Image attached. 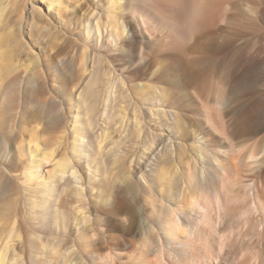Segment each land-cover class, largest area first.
Wrapping results in <instances>:
<instances>
[{"label":"rangeland","instance_id":"1","mask_svg":"<svg viewBox=\"0 0 264 264\" xmlns=\"http://www.w3.org/2000/svg\"><path fill=\"white\" fill-rule=\"evenodd\" d=\"M71 1L83 4V10H67L56 13L49 6L48 0H19V10H12L8 13V32L11 36L0 41V51H2L1 44L7 43L9 45L7 49L11 50L12 63H20L29 70L19 74L12 69L3 75L5 80L0 84V91L8 87L14 80L17 79V81L12 85L15 93L9 99H4L5 102L0 92V115L9 114V123L13 121L15 116L23 121L30 134L26 130V135L23 136V138L26 136L25 140L20 144L23 148L27 147V151L30 153L33 150L32 155L37 154L36 158H39L40 148L46 145L48 150L50 148L54 150V161L58 158H67L79 175V181L73 183L72 187L70 186L72 197L69 206L60 209L56 206L55 211L49 217L50 221L43 227L39 225L38 220L43 216V211H47L52 196L47 195L48 198L45 196L47 198H44L45 200H39L40 198L35 200L32 196L30 198L27 190L33 184L32 181L28 182L26 178L25 181H21V179H17L18 182L13 181V185L18 186L21 193L27 190L25 191L26 197L23 192L24 198L27 199L28 197V201L26 200V205L23 207L24 214L29 218L28 221H35V224L38 223L39 226L36 225L37 228L36 226L33 228L30 225L31 228L28 226L29 229L19 224L16 211L20 209L17 197L21 199V194L12 195L5 199L4 203L0 205V251L4 249L7 264H76L75 259H72L76 254L77 256L82 255V264H102L104 249L106 252L104 243L101 245L93 242V244H97V247L92 245L89 248L94 250L96 247V258L99 257L94 260L89 255L88 247L82 246L81 249V246L75 242L76 247H79L77 250L75 249L76 251L67 253L62 258L59 257V252L61 247L75 241L73 238L79 232H88V226L92 222L93 215H95V206L98 205L100 196L105 197L103 188L107 185L120 191V202L123 206H118L119 210L122 208L121 212L119 211L122 218L114 220V230L110 234L106 233L105 244L111 249L119 246V248H125L126 254L131 256L130 260L141 256V258H146L147 262L151 260L154 262L157 258L156 255L153 256L150 253L146 257L143 256L141 250L143 248L140 245L144 242L143 229H145L147 221L150 220L151 222L156 219L154 215L150 214L149 202L147 203L148 196L153 192L154 195H159V201L163 202L164 198L159 194L161 186L163 188L178 176L186 161L194 157L195 143L192 139V133H203L208 130L211 137H215L212 133L217 136V139L225 137L224 119L229 118L231 113L237 121L239 120V127H236V139L240 137L238 140H242L246 128L244 123L249 126V129L248 127L245 129L248 131H245L246 136L243 139H248L244 141V144L242 143L243 145L236 147H231L230 142L225 138L222 139L221 143L219 141V144L213 145V150L218 153L221 162L226 166V170L228 169L225 171V173L227 172L226 176L224 175L222 180L207 177V180L203 181L204 188L201 193L200 191H197L198 194L187 191L189 194L191 192V196L194 195L196 199L198 197L201 206H205H203L204 211L199 216L200 219L208 216L207 218L204 217L205 220L203 218L204 222L208 219V223H202L203 220H200L198 216L195 224L199 225H197L199 229L196 225L194 226L195 234H190L188 231L187 235L190 236H187L185 234L187 232L184 233L187 236L185 238L188 242L187 249L191 247L190 253L184 252L187 256L181 257L180 261L182 262L177 263L169 252H165L167 256L164 254L161 258L169 264H264V230L260 232L259 227H257L256 231L249 229V231L253 230L250 231L251 234L247 231L250 224V221L247 223L249 218L247 215H251H249L247 205L249 204L251 210L249 199L253 200V196L249 195H253L252 193L257 187H259L257 188L259 191L264 187V172L259 178V175L256 177L257 174H260L256 165L264 158L260 156L264 147V105L260 99H254L257 92L255 84L246 83L248 79L245 78V74L250 71L251 62L246 64V69L238 70L239 63L237 61V58L241 60V49L250 47L252 56L262 58L264 71V22H257L253 14L251 16L244 5L237 4V2L244 1L250 6H255L257 0L224 1L225 5L231 2V7H226L225 12L220 9L222 18L216 21L211 29L210 26L205 29V35L199 39L202 41L198 40L197 46L202 43L201 46L198 49L194 46L195 50H191L189 56L179 57L174 48L168 51L169 47L163 44L160 36L149 41L148 47L144 50V55L140 54V50L144 46L142 43H138L136 46L137 60H142L146 55L156 57L146 73L136 79L131 76L133 64L129 59L114 58L116 52L122 47L119 44L120 37L116 36L117 39L107 32L111 26L100 29V32L97 31L96 27L94 30H88V26L91 24L90 20L97 13L99 14V23L108 25L109 20H111L109 13H105V9L91 10V0ZM8 2L12 9L15 1L8 0ZM31 5L34 7L31 8ZM223 17L227 21L225 19L223 21ZM106 18L108 19L106 20ZM44 25H46L47 31L42 29ZM219 26H223L221 27L222 30L219 29ZM126 32L127 29L125 28L124 34ZM203 39L207 41H203ZM19 41L26 46L25 51L18 52L21 48ZM60 43L63 53L74 52L73 64L65 67L67 69L64 71L57 67L59 55L62 53L59 50ZM203 45H208L209 49ZM160 46H164L165 49ZM63 47L65 50L62 49ZM159 49L165 51V54L162 51L160 53ZM205 49L208 50L205 52ZM166 54L168 56L169 54H177L178 56L168 57ZM160 64L165 71L160 70ZM240 71L244 74H241ZM221 73L231 74L233 83L240 86V88L238 86L239 91H236L238 93L235 94V97L238 95V98L235 103L230 105L232 109L228 107L230 114L224 118L221 113L219 114L220 111L216 104L196 98L193 92L194 88H198V86H202L208 94L217 92L218 85H221L222 82L219 84L216 76H220ZM183 75L184 77L189 76L190 81L183 78ZM32 79L35 80L34 84ZM178 81L184 82V86L188 83L187 88L190 91L184 88L186 93L185 90L177 92L174 85ZM221 88L223 87H220V92ZM179 96H181L183 103L177 99L180 98ZM248 98L250 101L246 100ZM239 102L241 103L239 104ZM240 107L242 112L240 109L238 110ZM53 111L54 113L58 111V117L56 116L57 113L53 115ZM50 112L52 116L49 114ZM199 112L205 113L212 120H207V118L204 124L200 123L196 118ZM240 123L243 129L239 130ZM213 127H216V130ZM238 131L242 132L243 136H239ZM35 132L38 136V132L42 134L44 132L43 135L40 133L44 139L42 140L40 136L39 139L35 138L33 136L36 135ZM247 132L249 133L247 134ZM32 136L35 140H40L39 143L35 140L32 141ZM38 144L40 148L37 150ZM10 149L14 155L15 153L18 154L14 142L10 144ZM251 150L261 160L258 159L256 165L252 164L251 166L255 169L257 167V171L254 168L255 171L250 168L246 169L247 167L242 165L241 167L238 163V159L244 154H249ZM262 156L264 155L262 154ZM30 159L32 156L24 151L20 158L23 163L16 162L18 164L13 165L12 174L16 177L22 175L21 166L30 162ZM52 163L45 165L49 173H43L44 179L51 178L53 174ZM261 164L264 166L263 163ZM249 169L251 172L248 171ZM248 173L254 174L256 178ZM248 176L251 178H247ZM252 177L256 181L259 179L255 185L254 183L250 184V181H253ZM248 184L254 186L251 188ZM127 186L132 187L131 193L122 191ZM255 186L257 187L254 188ZM76 190L79 192L78 194H76ZM259 191L258 195H260ZM214 192L219 197L218 205L216 200L214 202V194H212ZM262 196L264 193L258 198L262 199ZM33 198L36 203L38 202L37 204L32 203ZM185 201L187 202V199L183 202L185 203ZM40 213H42L41 216ZM150 215L151 218L148 219ZM210 219H212V223ZM199 220L201 223H197ZM246 231L252 235V241L256 243L258 241V239H256L257 241L254 240L258 238L256 235L260 238L263 237L262 241H259L262 246L258 243V245L256 243L255 246L252 245L254 242L249 241L251 236L249 238ZM115 235L119 236H116L115 239ZM120 236L122 237L119 239ZM247 243L250 244L248 247ZM100 246L101 248H99ZM253 246L256 248L255 250ZM100 256L102 257L100 258ZM130 260L129 264L135 263L133 260V263L130 262ZM157 263L154 262V264Z\"/></svg>","mask_w":264,"mask_h":264},{"label":"bare ground","instance_id":"2","mask_svg":"<svg viewBox=\"0 0 264 264\" xmlns=\"http://www.w3.org/2000/svg\"><path fill=\"white\" fill-rule=\"evenodd\" d=\"M14 1H15L14 7L11 9V4L8 2V0H0V41L7 39L8 37L11 36L10 33L8 32V28H9L8 13L12 12V10H14V11L19 10V8H18L19 0H14ZM21 1H23V0H21ZM224 1H226V0H91V2H90L91 8L90 9L93 11L105 9V13L106 12L109 13V16H110L109 19H111V20H109L110 22H108V25H104L102 23H101L102 24L101 25L99 23V20H98L99 14L97 13L93 17L94 20L93 19L90 20L91 24H90V26H88V30L89 29L94 30L96 27L97 31L100 32V29L108 28L109 26H111V27H109L107 32H109V34L114 36V37H116V36L120 37L121 40L119 41V44L122 47V49H119L118 52H116V55H114V58L129 59L131 61V63L133 64V70H132L131 76H132V78L136 79V78H139L140 75L146 73L147 69L149 68V66H151L153 64V60L156 57V56H154V54H153L154 58L151 57L150 55H146V57L144 56L145 58H143L142 60H137V51H136L137 48H136V46L138 43H142V45L144 46V48L140 50L141 51L140 54L144 55V53H145L144 50L146 49V47H148L149 41H151L152 39H155L156 36H160L162 38L163 44L170 48V49L168 48V51H170L171 48H174V49H176V53L178 52L179 57L189 56V55H191V52H192L191 50H193L195 47H196V49H198V47L201 46L202 43L200 44V46H197L198 40L201 38L202 35L203 36L205 35V33H204L205 29L208 26H210V29H211V26L214 23H216V21H218L220 18H222L223 15H222V13H220V9L226 10V7H231L230 6L232 4L231 2L230 3L228 2V4H226L228 6H226ZM48 4H49V6L52 7V9L56 13H60L62 11H67V10H72V11L83 10V4H80L79 2H72L71 0H48ZM237 4L244 5L245 8L251 13V16L253 14V16L257 22H259V23L264 22V0H257L255 6H250L244 1L237 2ZM33 7L34 6L31 5V8H33ZM225 10H224V12H225ZM106 16H107V14H106ZM107 19L108 18H106V20ZM224 19L226 20L225 17H223V21H224ZM226 23H228V22H226ZM113 25H114V27H112ZM263 26H264V23H263ZM212 27H214V26H212ZM219 27H220L219 29L222 30L221 27H223V26H219ZM258 27L260 28L259 24H258ZM46 28H47L46 25H44V28H42V29L47 31ZM125 28L127 29L126 34H124ZM215 28H218V27H215ZM215 30H218V29H215ZM216 33H218V32H216ZM218 35H220V34H218ZM213 36L215 37L216 35H213ZM206 39H203V41H205ZM207 40L210 41L209 39H207ZM199 41H202V40H199ZM19 43H20L19 45L21 48L18 52L25 51L26 46L23 44V42L19 41ZM163 44H161V45H163ZM8 46L9 45L7 43L1 44L2 51H0V84L2 81L5 80L3 75L10 72L12 69H13V71H16L19 74L21 72H25V71L28 72L29 71L20 63L19 64L12 63V59H11L12 55H10L11 50L7 49ZM203 46L205 48L206 47L208 48V45H206V46L203 45ZM59 47H60L59 50H61V47H62L61 43L59 44ZM162 47H164V46H162ZM62 49L65 50L64 47ZM162 49H165V47ZM162 49H159L160 53H161ZM174 49H172V50H174ZM200 50H201V48H200ZM202 50L204 51V49H202ZM207 50L205 49V52ZM60 52H62V50ZM163 52L165 54V51H162V53ZM150 54H151V52H150ZM172 55H174V54H172ZM172 55L169 54V56L168 55L167 56L171 57ZM175 55H177V54H175ZM240 58H241V60H239L237 58V61L239 63V69L238 70L246 69V66H247L246 64L248 62L249 63L251 62L250 71L246 72V74H245L246 76L244 75L245 78L248 79L246 81V83L249 82V83H251V85L255 84L257 92H256V98H254V99H260L261 103L264 105V71H263V65H262V62H263L262 58H260L258 56L257 57L252 56L251 51H250V47L249 48L244 47L243 49H241ZM157 59H158V57H157ZM167 60H168V58H167ZM73 61H74V52L73 53L72 52H67V53L62 52L59 55V58L57 61V67H60L61 70L64 71V69H67L65 67L73 64ZM160 70L165 71V70H163L162 65L160 66ZM247 70H249V68H247ZM221 72H223V71H221ZM185 73H187V72L185 71ZM240 73H241V71H240ZM238 74H239V71H238ZM241 74H244V72ZM189 75H191V74H189ZM194 77H192V78H194ZM217 77H218L217 81H219V84H221V82H222V84H221L222 86L218 85L216 83L219 86V89L217 88V92L214 91L215 93L213 92L212 94H208L204 90V88H202V86L201 87L198 86V88L193 87L194 91L192 89L191 90L195 93L194 96L196 98H199L200 100H205L207 102H211L213 104H216L219 108V111H220L219 114L221 113V116H223V118H224V117L229 116V114H230L229 110H230V108L232 109V107L230 105L235 103L236 99L238 98V95H237V97H235L236 96L235 94L238 93V92L236 93V91L238 90L239 85L237 86L236 84L233 83V76L231 74H222L221 73L220 76L217 75L216 78ZM183 78H186L187 80H189L190 77L189 76L184 77V75H183ZM16 81H17V79L14 80L12 83H10L9 86L6 87L4 90L0 91L1 97L3 98V101H4V99L5 100L9 99L15 93V90L12 88L13 87L12 85H14L16 83ZM32 82L34 84L35 80L32 79ZM178 82H176V84L174 85V89L177 92L179 90H185L188 87V83L184 86V82H182V81H178ZM190 85H192V84H190ZM193 85H194V83H193ZM241 85H242V83H241ZM220 87H223V88H221L222 89L221 92H220ZM239 88H240V86H239ZM188 91H190V89H188ZM188 91H187V93H190ZM241 92H240V94H241ZM185 93H186V90H185ZM185 93H183V94H185ZM240 94H239V96H240ZM179 95H181V94H179ZM179 97L180 98H177V99L183 103L181 96H179ZM243 97H245V96H243ZM240 98H239V100H240ZM239 100H237V101H239ZM246 100L250 101L249 98ZM11 101H12V98H11ZM241 102H239V104ZM247 104H248V102H247ZM41 105L43 106L44 104L42 103ZM245 106H248V105H245ZM228 107H230V108H228ZM234 107H237V106H234ZM241 107L238 108V110L240 109V111H241ZM227 108H228V110H227ZM52 109H55V108H52ZM242 109H243V107H242ZM246 109H247V107H246ZM246 109H244V110H246ZM55 110H57V109H55ZM51 112H52V110H51ZM51 112L49 114L52 116ZM57 112L54 113V111H53V115L56 114ZM58 114L59 113H57V115H56L57 117H58ZM240 115H242V114H240ZM221 116H220V118L222 119ZM263 116H264V112H263ZM196 118L200 123L202 122V124L205 123V120L207 118H208L207 120H209V119L212 120V118H210L208 115H206L205 113H201V112H199L197 114ZM56 120H54V121H56ZM9 121H10L9 114H5V116H2V114L0 115V205L2 203H4L5 199L8 198L9 196H12V195L16 196L17 194H21V199L17 197L18 206L20 207V209H18L16 211L19 224L24 228L28 227V226L30 227V225L34 228V226L38 225V223H39V225H41L43 227L44 225H46V223L48 221H50L49 217H51V215L53 214V211H55L54 208H56V206L58 207V209H60V208L65 207L71 203V197H72L71 187L73 186L72 185L73 183L75 184L79 181L78 180L79 175L77 174L76 169H74L70 165L67 158H58L54 161V158H53V151L54 150L51 148L48 150L47 149L48 147L46 148V145H45V147L40 148L39 144H38V146H37L38 148L36 147L37 150L39 148L41 149L39 151V153L41 152L39 154L40 155L39 158H36L38 156L37 154L32 155L31 153L33 150L30 153V151H27V149H28L27 147L23 148L22 144H20L23 142V140H25L26 136L24 138H23V136L25 134V131L27 130L23 121L22 120L20 121L19 118H16V116L11 123H9ZM224 121H223L224 122L223 125H224V127L226 125V127L225 128L223 127V128L226 130V131L224 130L226 132V133L224 132L226 135L223 138H225V140H228L230 142L229 144H231L230 145L231 147L240 146L242 143L244 144V141H246L248 138L247 139H243V138L246 136L245 131H248L249 126L245 125V123H244V126H246V128L248 127V129L245 130L246 128L244 127L245 128L244 132H243L244 136H243L242 132L240 133L238 131L240 134H242V135H240L238 133L239 136H243L242 140H238V138L240 139V137H237V139H236V136H237L236 135V130H237L236 127H239V123H238L239 120L237 121L236 117L233 116V113H231L230 117L227 118L226 120L224 119ZM206 123H207V121H206ZM209 123H210V121H209ZM241 123H243V122H241ZM241 123H240L239 130L243 129V128H241V126H242ZM211 126H214V125H211ZM263 127H264V123H263ZM241 131H243V130H241ZM28 132L30 134V131H28ZM208 132L209 131L207 130L203 133H199V132L192 133V139L195 143V150H193L194 157H191L188 161H186V163L183 165V169H181V172L178 174V176H176L169 183H167L168 185L166 184V186H164L163 188L161 186V188H160L161 192L159 194L162 198H164V201L160 202L159 201V195L156 196L153 194V192L152 193L150 192L151 194L148 196L147 203L149 202L148 205L150 206L149 207L150 212H151L150 214L154 215V217H156V219H155V221H151V222H150V220L147 221L146 227H145V229H143L144 230L143 231V234H144L143 238L145 237L143 239L144 242L142 241L143 243L142 244L140 243V245L142 246L143 249H141L140 247L139 248L142 250V254H143V256L145 255V257L147 254H150V253H151V255L153 254V256L156 255L157 260L155 259L154 262H158L157 264H169V263L165 262L163 260V258H161L162 255L165 254V252L166 253L169 252L172 255V257L177 261V263H179L182 256H184V255L187 256L185 254L187 251L190 253L189 250H190L191 246L187 249L188 242H187V239H185V238H187V236H190V235H187L188 231L190 234L194 233V231H193V229H195L194 226L196 225V227H197V225H198V224H195L196 219L198 218L199 215L202 214V211H204V209H203L204 205L201 206L202 204L200 205V202L198 201V197L196 199V197H194V195L191 196L192 195L191 192L193 191V192H196V194H198V192L200 191V193H201V190L204 188V186H203L204 182L203 181H206L207 177H211V178L214 177L218 180H222L223 177L226 176L227 172L225 173V171H227L228 169L226 170V166L221 162V159H220L218 153H216V151L213 150V148H212L213 145L219 144L218 143L219 141L221 143L223 138L221 137V139L220 138L217 139V136L214 133H212V135H214L215 137H211L208 134ZM38 133H39V136L42 138V136L40 135L41 132H38ZM248 133L249 132H247V134ZM35 134H36V132H35ZM43 134H44V132H43ZM33 136H35V138L39 139V136L37 134L33 135ZM33 136H32V141L35 140L33 138ZM36 136H38V137H36ZM29 137H28V139H29ZM43 137H45V136H43ZM45 138H47V137H45ZM30 139H31V137H30ZM43 139L44 138H42V140ZM36 141H37V143H39L38 141H40V140H35V142ZM13 142L15 143V148L18 151V154L15 153V155L12 153V150L10 149V144ZM42 143H44V142H42ZM246 143H248V142H246ZM24 151L28 152V154L30 156H32V159H30L31 160L30 162H28V163L26 162L25 165L21 166L23 172L22 171H20V172H22V175L20 174L19 177H16V176H14V174H12V167H13V165L16 166V164H18L16 162L20 161V158L23 155ZM262 154L264 155V147L262 150ZM262 154L260 156L264 157V156H262ZM258 159H259V161H261L260 158H258V155L256 153L252 152V150H251V152L249 154H244L243 156H241L240 159H238V163L240 164V166L242 165L245 168L247 167L246 169H248V168L253 169L254 167L251 168V166H252V164L256 165L255 163L258 162ZM263 159H262V161H263ZM262 161L260 163H263V165H264V161L263 162ZM20 163L22 164L23 162L20 161ZM48 163L53 164V168H52L53 174H52L51 178L44 179V176H42L43 173L44 172L49 173V170L46 169V167H45V165ZM260 163L259 164L257 163V165H256L259 168L258 173H260V174L256 175V177L259 175L258 178L261 176V173L264 172V166H262V164L260 165ZM257 167H256V169L254 168L256 171H257ZM25 169L27 171H24ZM250 169L248 171H250ZM250 176L255 177L254 174L250 175ZM250 176H248L247 178H249ZM253 177H252L253 181H250L251 179L248 180L251 182L250 183L251 185H252V183H254V185H255L257 183V181L259 180L257 178L258 180L256 181V180H254ZM25 178L28 182L29 181L33 182V184L30 187L31 189L27 187L28 188L27 190L30 194V198L34 197L35 200H36V198H40L39 200H42V199L45 200L48 198V196H52V201H51L50 205L48 204L49 207H47V211L46 210H45V212L43 211V216H41L42 213H40L41 218H40V220H38L39 222L37 224H35V221L34 222L28 221L29 218H27L26 217L27 215L25 216V214H24L23 207L26 205V200L28 201V197H27V199L24 198V196L26 194L25 191H27V190L22 191V193H21V190L18 188V186L13 185L14 180L17 182H18L17 179H21V181H25L24 180ZM254 181H256V182H254ZM253 186H250V187L252 188ZM257 186H255L254 188H256ZM257 188H259V187H257ZM257 188L254 189V193H252L253 195H249V196H253V198L250 197L253 200L249 199V201H251L250 202L251 210H250L249 204L247 205L249 207L248 208L249 212H250L249 215L250 214L251 215L248 216L247 215L248 213H245L247 215V217H249L248 218L249 220L247 219V223H249V221H250L248 229L246 228L249 233H250V231H253V230L249 231V229H255L254 231H256L257 227H259L258 229L260 230V232H262L264 230V196H262L263 197L262 199L260 198L261 195H263V193H264V191H263L261 194V191L264 187L262 189H260L261 191L257 190ZM152 190H154V189H152ZM52 191H54V192L52 193ZM122 191H124L125 193H131L132 187L127 186ZM187 191H191L190 194ZM258 191L260 192L259 193L260 195H258ZM23 192H24V196H23ZM76 192H77V190H76ZM104 192L106 194L105 197L100 196V198L98 200L99 201L98 205H96L97 207L95 206V208H96L95 209V215H93V217H92V220H91L92 222L90 223L88 221V223H90V225L88 226V232H85V231L79 232L73 238V239H75V241H73V242H72V238H71L70 240L72 243L66 244L65 246L61 247V250L59 252V257L62 258V256L66 255L67 253H70V252L74 251L75 249L77 250L78 246L76 247V244H78L79 246H81V249H82V246L88 247V252L90 251L89 255H91L93 260H94V259H97L99 257L98 256L96 258V256H97V252H96L97 250L95 251V248L97 247L96 245L98 243L101 245H102V243H104L103 245H105L106 252L104 249L103 254L104 253L105 254L104 255L102 254L103 257L100 256V258L102 257V259H101V261H103L102 264H129L128 262L131 259V256L129 254H126L125 248L124 249L122 247L119 248L120 247L119 246L118 248H115V249L112 248L111 249V248H109V246H107V244H105L106 243L105 241L107 239L106 233L110 234L111 231L114 230V228H113L114 227V220H117V219L120 220V217L122 218V216L119 213V211L122 208L120 210L118 208V206L121 205L122 202H120L121 201L120 191H118L117 189H114L112 186H109V185L105 186L103 188V193ZM154 192H155V190H154ZM74 193H75V191H74ZM78 193L79 192H77L76 194H78ZM212 194H214V202L216 200V204H217V202H219L218 201L219 197L215 195L216 194L215 192ZM45 196H47V198H45ZM258 196H260L259 197L260 200H259ZM34 198H33L32 203L34 202L35 204H37L38 202L36 203L34 201ZM186 199H187V202L185 201V203H186L185 204L183 201ZM257 199H258V201H257ZM124 201H125V199H124ZM132 203H134V202H132ZM182 203H184L185 206ZM122 206L123 205H121V207ZM133 208H134V205H133ZM133 210H135V209H133ZM207 210H208V208H207ZM124 212H126V211H124ZM128 213H130V212H128ZM151 215L149 216L148 219L151 218ZM203 216H204V214H203ZM154 217H152V218H154ZM204 217L207 218L208 216H204ZM203 218L200 219V216H199L200 220H203ZM132 220H134V219H132ZM200 220L197 223H201V222L203 223L205 218L201 222H200ZM210 220L212 223V219H210ZM207 221H208V219H207ZM207 221H205L206 224L208 223ZM116 223H117V221H116ZM36 228H37V226H36ZM190 231H193V232L191 233ZM215 231H217V230H215ZM247 231H246V233H248ZM185 232H187V233H185ZM249 233L246 235H248L249 238L251 236L252 239L250 238L249 241L251 240V242L253 243L254 242V241H252L253 237H252V235H249ZM263 234H264V232H263ZM110 236H112V235H110ZM116 236H119V235H115V239H116ZM112 237H114V236H112ZM121 237L122 236H120L119 239ZM256 237H258V238H255L254 240L257 241L256 239H258L257 243L259 245H261V242H259V241L263 237L260 238V236H257V235H256ZM193 238H194V236H193ZM109 239H111V238H109ZM125 239L123 238V240H125ZM117 240H118V237H117ZM112 241L114 242V240H112ZM127 241L129 242V240H127ZM93 242H95L97 244L95 245V244H93ZM251 242H250V244H252ZM125 243H127V242H125ZM255 243L256 242H254V244H252V245L255 246ZM257 243H256V245H258ZM115 244H117V243H115ZM247 244H248L247 245V247H248L250 244L249 243H247ZM92 245L96 246V247H94V250H93V248L89 249V248H91ZM252 245L250 246V249H251ZM254 246H253V249L255 250L256 248H254ZM111 247H113V246H111ZM256 247L259 248V246H256ZM99 248H101V246ZM139 254H140V252H139ZM191 254H193V253L191 252ZM76 256H77V254L75 255V257ZM191 256H193V255H191ZM75 257L74 258L72 257V259H75V263L76 264H82L81 263L82 262V255H78L76 258ZM145 259L146 258H141V256H140V258H137V259L135 258L134 260L133 259L132 260L135 262L134 264H154V262L152 260L151 261L148 260L149 262H147ZM188 259L189 258H187V260ZM254 259H255V256H254ZM69 260H70V258H69ZM132 260H130V262ZM133 261H132V263H133ZM180 262H182V261H180ZM0 264H7V261L5 260L4 249H2L0 251ZM191 264H193V263H191Z\"/></svg>","mask_w":264,"mask_h":264}]
</instances>
